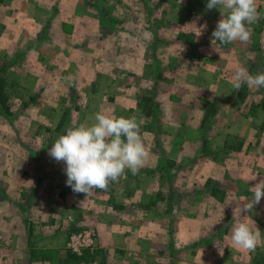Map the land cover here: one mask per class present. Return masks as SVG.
<instances>
[{"label": "rangeland", "instance_id": "1", "mask_svg": "<svg viewBox=\"0 0 264 264\" xmlns=\"http://www.w3.org/2000/svg\"><path fill=\"white\" fill-rule=\"evenodd\" d=\"M140 1L0 2V75L13 111L0 108V264H264V198L239 215L264 179V87L240 101L231 83L253 61L264 72V0L251 40L216 51L222 16L208 0ZM98 112L136 116L150 154L136 175L126 169L86 197L48 153ZM227 140L243 145L226 151ZM245 217L261 233L254 251L229 238ZM83 229L94 242L75 254L69 237Z\"/></svg>", "mask_w": 264, "mask_h": 264}, {"label": "clouds", "instance_id": "2", "mask_svg": "<svg viewBox=\"0 0 264 264\" xmlns=\"http://www.w3.org/2000/svg\"><path fill=\"white\" fill-rule=\"evenodd\" d=\"M213 8H218L222 16L211 34L214 51L216 42L248 43L251 40L252 33L247 25L261 18L256 0H208L206 10ZM200 34L201 31L197 36ZM231 83L232 91L236 92L244 84L264 87V72L252 75L245 67H237ZM48 154L65 165L66 185L73 192L83 193L87 197L96 188L107 191L110 183L119 182L126 169L136 175L150 153L136 116L116 117L98 112L94 116V123H81L75 128L66 129ZM250 191L251 199L241 207L239 215L250 212L264 198V179ZM260 238V230L256 227L253 231L243 220L232 228L231 242L237 249L254 251Z\"/></svg>", "mask_w": 264, "mask_h": 264}, {"label": "trees", "instance_id": "3", "mask_svg": "<svg viewBox=\"0 0 264 264\" xmlns=\"http://www.w3.org/2000/svg\"><path fill=\"white\" fill-rule=\"evenodd\" d=\"M159 1H161V3H164L166 0H159ZM0 2H4V0H0ZM140 2L146 3V0H142ZM89 4L93 5L94 3L89 1ZM192 36L193 35H188L186 32H181L180 34L177 35V39L179 38L180 40H184L186 42H192V39H193ZM258 66H259L258 61H253L249 67V72L252 75H255L254 71L256 70ZM160 74L162 73L160 72ZM7 86H8V81L0 75V108L2 109L3 114L5 116H11L13 115V111L11 110L10 104H9L10 94L6 90ZM259 88L257 90H259ZM250 93H251L250 87L247 84L242 85V88L238 94L239 100L245 101V99L248 97V94ZM141 99H142V109L144 113L146 114V116H149V117L152 116L155 112V109H153V106L151 104V101H152L151 96H143L141 97ZM215 110H216L215 106H211L208 108L204 116L203 123H206V121H208V119L210 118V115L214 113ZM66 116H67L66 114L63 115L61 122L65 120ZM204 144L206 143L204 142ZM242 145H243V141H238L237 145H235L233 143H230L227 140L225 142V149L226 151L237 150V149H240ZM170 163H173V161H170ZM206 184H207L208 190L210 191V194L215 198H220V193H221L220 188L217 185L213 184V181L211 179H208Z\"/></svg>", "mask_w": 264, "mask_h": 264}, {"label": "built area", "instance_id": "4", "mask_svg": "<svg viewBox=\"0 0 264 264\" xmlns=\"http://www.w3.org/2000/svg\"><path fill=\"white\" fill-rule=\"evenodd\" d=\"M94 242L91 230H79L73 232L69 237L68 247L75 253L80 254L83 250L90 247Z\"/></svg>", "mask_w": 264, "mask_h": 264}, {"label": "crops", "instance_id": "5", "mask_svg": "<svg viewBox=\"0 0 264 264\" xmlns=\"http://www.w3.org/2000/svg\"><path fill=\"white\" fill-rule=\"evenodd\" d=\"M242 220H243L244 222L248 223L249 226L253 229V231L256 230L257 225H254V223L251 222V220H252L251 218H249V217H245V218H243ZM239 222H241V221H239ZM239 222H238V223H239ZM224 231H225V233H229V231H230V225H229V226H226ZM229 238H230V240H231V237H229ZM230 248H231V247H230ZM240 256H242V255L240 254ZM239 260H240V259H237V258H236V259L233 261V262H234L233 264H241V263H239Z\"/></svg>", "mask_w": 264, "mask_h": 264}]
</instances>
